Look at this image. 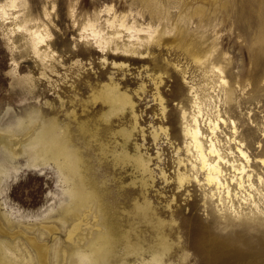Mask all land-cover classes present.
Instances as JSON below:
<instances>
[{
	"label": "rangeland",
	"instance_id": "obj_1",
	"mask_svg": "<svg viewBox=\"0 0 264 264\" xmlns=\"http://www.w3.org/2000/svg\"><path fill=\"white\" fill-rule=\"evenodd\" d=\"M0 4L7 11L0 12V246L4 245L0 264H76L77 247L84 248L105 224L115 244L111 243V257L100 264H145L141 261L151 260L152 250L160 252L165 245L160 264H202L184 245L189 241L187 228L195 218L214 224L213 219L223 218L226 210L205 196L196 182L180 190L173 179V147L162 135L154 141L151 130L162 123L171 130L172 144H183L181 106L192 109L193 92L185 81L191 77L204 103L203 116L219 108L224 117L235 120L236 134H244L248 153L264 156V0H0ZM28 28L45 35L38 45L49 54L45 59L33 50ZM92 28L100 36L118 34L114 39L118 45L134 42L136 52L123 56L120 49L95 50ZM81 32L89 34L88 41ZM254 55L261 62L256 63ZM217 66L235 87L229 104L222 94L228 83L219 82ZM207 74L216 80L212 91L204 88ZM158 76L157 90L165 106L162 117L154 96ZM110 81L130 95L134 112L129 104L109 112L112 100L104 85ZM49 123L57 124L70 139L78 164L70 181L87 194L92 192L94 201L78 206L57 159L46 154L45 146L39 148L40 153L46 149L45 155L37 152L35 136ZM138 150L151 158L150 172H142L130 157ZM158 164L164 166L167 181ZM247 260L263 264L258 257Z\"/></svg>",
	"mask_w": 264,
	"mask_h": 264
},
{
	"label": "bare ground",
	"instance_id": "obj_2",
	"mask_svg": "<svg viewBox=\"0 0 264 264\" xmlns=\"http://www.w3.org/2000/svg\"><path fill=\"white\" fill-rule=\"evenodd\" d=\"M10 5H14V1H11ZM3 7L4 6L0 4V12L3 15H5L7 14V11ZM88 25H92V23H89ZM122 25L123 23L121 22L120 26ZM27 30L29 33V40L31 42V46L33 47V50L39 56H41L42 59H45L44 57L49 56V54L47 55V52L41 51L38 47V45L45 40V35L42 34V32L38 28H30V29L28 28ZM99 33H100L99 30L95 28H92L90 32V34L94 36V43L97 48L95 50L99 52H104V51L109 52L110 48L114 50L120 49L123 52L121 53V55L130 56L134 54L137 50L136 46H134V42L125 43V44L122 43L118 45V43L115 42L114 40L116 37H119L118 34L116 35L112 34V36L105 37V36H100ZM81 36L84 39L86 38L85 40L88 41L87 36H89V34L87 33L84 34V32H81ZM253 58L255 59L256 63H259L262 60V59L260 60L255 55L253 56ZM195 59L198 62H200L198 56H195ZM123 63L124 62L120 63L118 66H122ZM113 64H117V63L114 62ZM216 69L219 70L220 72L219 74H217L218 78L220 79L219 82H221L222 84L224 83L227 84L228 83L227 80L224 78V76H222L221 73L222 69L219 66H217ZM214 70L215 67L212 66L211 72H214ZM180 71H182V69ZM205 76H206L205 77L206 81L205 83L203 82L205 85L204 86L205 90L210 88L214 89L216 86V80L213 78L214 76L212 74L211 75L207 74ZM159 81H160V76H158L157 81H155L156 91L154 93V96L156 99H158V103L160 104L161 117H162L164 114L165 106L163 105L162 98L160 96L159 91L157 90L156 82ZM185 81L187 83H190L189 87L191 88L190 91L193 92L192 95L193 101H192L191 111H187L181 106L180 116L182 122L181 129H183L182 133L184 136L183 144L180 145V143L177 142L172 144L173 141H171V137H172L171 130H169L166 125H161L162 123L158 127L153 128V130H151L152 136L154 141H157L162 135L164 138L168 139L169 142L171 143V146L173 147L174 150L173 154L176 155V156L173 155L176 157L175 159L176 169H174L173 179L174 181H176L177 186L180 188V190L185 189V185L188 184L190 181L196 182L201 187H203V190H205L204 191L205 196H207L212 201L216 200L217 204H221L222 208L225 209L226 211L223 214V218L217 217L216 219H213L215 221L214 224L213 222L212 223L209 221L204 222L196 218L194 220L192 219L193 222L190 225L188 224L189 227L187 228V236L189 237V241L188 242L186 241L187 244L184 245L193 249L194 253L198 255V258L202 259L203 261L202 264H231V262L234 260L246 261L248 264L249 263V261L247 260L248 258L256 259L257 257L261 259L264 264V221L263 219H261L262 215H264V174H263L264 156L258 154L257 156H255V158H253L251 154L248 153L246 149L247 142L244 141L245 140L244 138L245 136H243L244 134L241 135L236 134L238 127L235 124V120L229 116L224 117L223 114L220 112L219 108H216L215 112L214 113L212 112L213 114H209L204 117L202 113L203 111L202 105L204 103L202 104L201 97L197 92L199 87L194 85L195 84L194 79H192L191 77L189 81H187L186 79ZM142 87L143 86H141L140 89H142ZM104 88L107 91L106 96L112 100L111 106L113 107L109 111L110 113L118 109L124 108L126 104H129L130 110L134 112L133 110L134 105L130 98V95L125 92H120L116 82L113 83L112 81L111 83L110 81V83L104 85ZM181 88L182 86H180V89ZM223 89L224 90L222 94L224 95V102L229 104V102H231L235 98L233 97L235 87H233L232 83H228V86L227 87L224 86ZM208 93L209 90L207 92L208 95L207 97H210ZM210 99L211 98H209V100ZM228 108L232 109L230 107ZM134 117L136 118L135 115ZM49 124L43 126V128L41 126L40 130H38L39 132L35 136L34 142L38 147L37 148L38 151L37 149L36 151L39 152L40 151L39 148L45 146L46 149L48 148L47 149L48 152L44 148L46 150V154L48 153L49 156L51 154V157L57 159V160L54 159L53 160L59 163L58 166L61 169V171H63L60 172L63 173L65 176H67L68 179L73 176L75 177L78 164L76 165V161L73 157L74 153L72 152L74 151H71L69 148L70 139H68L65 133H61L62 131L60 132L57 129L58 127L56 128L57 124H54L56 126H54L53 124L52 125ZM128 134L130 135L129 132ZM259 145L261 146L260 151H263V145L260 144L258 141L257 146ZM36 146H34V148H36ZM233 147L235 149H233ZM43 150L41 149L42 152L41 153L39 152V154H44L45 152ZM182 151L185 152V156L181 155L183 153ZM160 152L161 151H157V155H156L157 159H159L158 161L161 160L162 154ZM137 153L134 155H130V157L134 159L136 166L140 168L142 172H146V171L150 172L151 169L149 168V161L151 160V158L150 157L144 158L143 155L139 153V150L137 151ZM35 155H37V153ZM158 165L162 178L165 181H167L169 177L167 175L166 170L163 168L164 166H161L160 164ZM66 180L64 179V181ZM68 182H71L70 179ZM71 184H72L71 187H68L70 189V195H72V197L76 199V204H78V206L82 205L84 201H88V202L94 201L93 200L94 196L92 192L87 194V192L79 188V186H77L76 183L71 182ZM82 185L80 187H82ZM82 188L84 189V187ZM84 207L85 206H83V208ZM239 207L240 209H238ZM243 207L247 208L248 210L247 211L244 210V212H242ZM72 208L75 207H72L71 205V209ZM241 214L243 218L240 217ZM73 216L74 215H72V217ZM239 218L241 219L238 220ZM86 223H84V225ZM77 225L75 226V229ZM105 225L106 226L103 227L102 229L99 228V231L97 232V234L93 235V237L87 236L89 237V239L86 241L84 248L77 247V250L75 251V255H77L78 262L76 264H100L103 263V261L109 255L108 254L109 251L112 250L111 235L113 234L110 235L111 230L110 228L109 230L107 229L110 226L107 224ZM241 226L242 228H240ZM76 230L78 231V227ZM68 234L70 235L69 232ZM76 243H78V241ZM161 243L163 245V240L161 241ZM32 244L34 243L32 242ZM112 244L114 246L115 242ZM82 246L83 245H81V247ZM3 248H1V250ZM166 249L167 246L165 245L163 246V249L160 252H158L157 250L154 251L150 250L151 251L150 255H152L151 260L145 261V259H143L144 261L142 260L141 262H144L145 264L162 263V256ZM75 255L73 257H75ZM109 257H111V255H109ZM39 261L41 260L39 259ZM107 261H109V259Z\"/></svg>",
	"mask_w": 264,
	"mask_h": 264
}]
</instances>
